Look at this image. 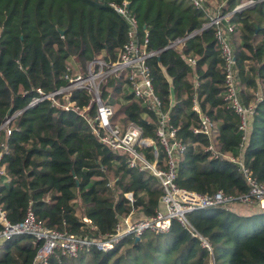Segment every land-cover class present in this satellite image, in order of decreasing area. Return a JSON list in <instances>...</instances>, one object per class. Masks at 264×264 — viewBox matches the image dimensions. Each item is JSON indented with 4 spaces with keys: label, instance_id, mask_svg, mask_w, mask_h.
<instances>
[{
    "label": "trees",
    "instance_id": "16d2710c",
    "mask_svg": "<svg viewBox=\"0 0 264 264\" xmlns=\"http://www.w3.org/2000/svg\"><path fill=\"white\" fill-rule=\"evenodd\" d=\"M123 1L136 20L138 39L146 35L145 51L154 53L146 64L160 112L167 114L184 147L183 153L174 155L176 186L202 195L220 190L238 197L247 192L237 167L212 157L206 150L209 145L220 154L240 157L250 176L264 185V0H218L215 12L228 15L234 86L240 103L253 108L245 142L238 117L222 99L224 64L213 28H204L209 0H202L203 10H195L189 0H0V126L19 112L0 129V144L8 149L0 166L9 179L0 185V209L8 223L20 222L30 208L47 229L100 238L113 232L118 219L130 211L147 217L158 207L162 189L157 179L150 172L127 168L125 156L99 144L81 117L52 108L48 101L25 108L36 89L50 93L64 85L61 77L70 57L84 73L91 60L112 56L125 43L127 25L107 6ZM176 40H183L182 54L191 56L194 65L169 47ZM121 84L110 77L100 87L101 99L113 100L112 121L121 130L133 127L141 138L153 141L162 163L165 153L154 135L157 114L123 94ZM71 99L83 106L88 96L75 91ZM193 103L213 124L210 139L192 132L199 128ZM93 112L91 108L89 114ZM141 152L152 161V149ZM126 193L131 194L132 205L124 198ZM186 219L209 241L214 264H264V213L241 217L210 208L193 211ZM36 249L30 236L10 237L0 245V264H31ZM208 260L198 240L172 222L163 234L145 232L136 242L125 236L110 251L91 250L76 258L57 252L46 264H208Z\"/></svg>",
    "mask_w": 264,
    "mask_h": 264
},
{
    "label": "built area",
    "instance_id": "2783aa9c",
    "mask_svg": "<svg viewBox=\"0 0 264 264\" xmlns=\"http://www.w3.org/2000/svg\"><path fill=\"white\" fill-rule=\"evenodd\" d=\"M189 1L195 10H203L202 0ZM107 6L127 25L125 43L112 56L99 55L91 60L86 65L84 73L70 68L66 62L65 72L61 77L64 85L50 93H43L40 89H36L35 98L25 108L48 101L52 108L57 107L63 112L74 113L81 117L99 144L125 156L127 168L138 172H150L157 179L162 189L158 207L152 215L147 217L134 218L132 211H130L126 216L118 219L113 232L100 238L71 235L64 231L47 229L35 219L30 208H27L24 218L20 222L10 224L0 209V245L13 236H30L37 243L31 264H46L49 257L57 252L67 258H76L78 255L88 253L91 250L105 253L110 251L125 236L135 239L145 232L155 235L163 234L168 231L172 222H176L191 238L197 239L200 247L208 252V264H214L209 241L191 227L186 219L187 213L210 208H225L231 204L245 206L264 204V185L250 176L247 169L242 165L240 157L233 158L229 155L220 154L212 145H209L206 150L210 152L212 157L224 159L237 167L248 187L247 192L238 197L225 195L220 190L212 194L202 195L176 186L174 183L176 168L174 155L175 153H183L184 147L176 139V130L168 124L167 114L160 112L159 102L153 93L150 70L146 60L154 53L145 51L146 35L138 39L137 23L130 14L128 3L125 1L121 4L108 3ZM207 27L213 28L214 39L224 64L222 99L226 107L238 117V131L242 135V142H245L248 120L253 108L252 105L245 107L240 103L234 86L232 76L233 53L227 38L232 27L228 23V15L208 14V23L204 28ZM182 42L183 40H176L169 45L180 57H184ZM184 59L187 64L194 65V59L191 56L184 57ZM110 77L121 81L123 94H130L131 99L138 102L145 110H152L157 114L154 135L165 153V159L162 163L158 161L153 141L141 138L139 131L133 127L121 130L112 121L114 115L113 100L109 98L107 101H103L100 92L101 85ZM75 91H83L88 96L85 105L78 106L72 101L71 95ZM91 108H94L92 115L89 114ZM191 110L197 114L199 121V128L192 132L202 134L210 139L214 131L213 124L200 114L195 103L192 104ZM18 114L19 112L14 113L0 126V129ZM9 134L10 130L6 129L5 136L7 137ZM0 148L1 158L2 154H8V149L4 144H0ZM147 148L153 151L151 162L147 161L141 152ZM8 180L3 167L0 166V185L7 183ZM124 198L129 205H132L133 200L130 193L124 194ZM258 210L259 213H262V210ZM82 221L89 224L85 219Z\"/></svg>",
    "mask_w": 264,
    "mask_h": 264
},
{
    "label": "crops",
    "instance_id": "0c3cea01",
    "mask_svg": "<svg viewBox=\"0 0 264 264\" xmlns=\"http://www.w3.org/2000/svg\"><path fill=\"white\" fill-rule=\"evenodd\" d=\"M255 95L259 98L262 96L261 88L257 86V90L255 92ZM224 209L228 210L229 212L241 216V217H247L254 214L259 213L258 209L262 210V213H264V204L260 205H253V206H245V205H238V204H231Z\"/></svg>",
    "mask_w": 264,
    "mask_h": 264
},
{
    "label": "rangeland",
    "instance_id": "374dc122",
    "mask_svg": "<svg viewBox=\"0 0 264 264\" xmlns=\"http://www.w3.org/2000/svg\"><path fill=\"white\" fill-rule=\"evenodd\" d=\"M221 1H223V0H221ZM208 3H209V5H208V10H209V12H210V13H215V12L218 10V7H217V6H218V3H220V2H218V0H209ZM67 65H68L70 68H74L75 71L82 72V70L80 71V68H79V67H81V66H79V65L75 62L74 58H69L68 61H67ZM122 101H124V100H123L122 97H121L120 100H119V103H120V104H123ZM77 203H78V202H77ZM76 215L79 217V216H80V212L76 211ZM137 216L139 217V216H141V215H136V213L133 214V217H134V218H138ZM263 221H264V220H263Z\"/></svg>",
    "mask_w": 264,
    "mask_h": 264
},
{
    "label": "water",
    "instance_id": "95a60500",
    "mask_svg": "<svg viewBox=\"0 0 264 264\" xmlns=\"http://www.w3.org/2000/svg\"><path fill=\"white\" fill-rule=\"evenodd\" d=\"M247 6H249V5H247ZM244 8H246V6H243V7H241V8H238L237 10H242V9H244ZM189 213H187V215H188ZM136 241H138V238H135L134 239V242H136Z\"/></svg>",
    "mask_w": 264,
    "mask_h": 264
}]
</instances>
